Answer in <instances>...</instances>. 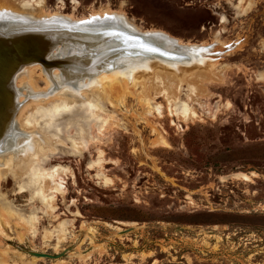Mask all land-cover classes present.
Wrapping results in <instances>:
<instances>
[{
	"label": "rangeland",
	"instance_id": "obj_1",
	"mask_svg": "<svg viewBox=\"0 0 264 264\" xmlns=\"http://www.w3.org/2000/svg\"><path fill=\"white\" fill-rule=\"evenodd\" d=\"M24 8L124 13L206 44L208 62L26 106L22 130L55 144L25 166L19 145L0 167V264H264V0H0Z\"/></svg>",
	"mask_w": 264,
	"mask_h": 264
},
{
	"label": "bare ground",
	"instance_id": "obj_2",
	"mask_svg": "<svg viewBox=\"0 0 264 264\" xmlns=\"http://www.w3.org/2000/svg\"><path fill=\"white\" fill-rule=\"evenodd\" d=\"M122 14L106 11L91 17L76 19L67 14L62 15V13L37 15L25 8L24 10H0V19L11 16L22 17L29 21L27 24L18 20L5 19L4 24H0V31L35 33L45 42L53 41L54 38V42H50L51 48L48 56L52 54L59 56L67 45L68 56L71 53L69 49L73 48L75 51L85 45L90 46L87 54L75 55L63 65L47 66L36 62L17 70L12 86L17 93L18 110L15 109V114L7 113L0 118V128L4 134V137L0 138V167L6 161V156L15 151L19 145L27 144L23 152H17L26 156L21 160L25 159L29 163L18 160L21 163L20 166H25L37 161L40 157L38 153L50 152L55 144L53 142L55 139L49 134L47 136L36 133L37 135L32 137L22 130V117L26 114V106L32 103H41L45 111L49 112L68 107L70 98H78L103 84H108L111 88H116L118 85L129 87L139 82L147 85V75L151 72H162L169 69L170 73L179 75L181 72L191 73L205 66L208 59L206 44L183 42L160 29L142 30ZM115 15L127 20V23L140 31L141 35L127 28L125 32L122 30L123 25L113 18L111 24L106 27L98 26V23L94 24L98 18L101 20L105 16ZM118 28H121V33L119 36H114ZM63 34L67 35L68 39L63 38L60 41L59 38ZM48 38L51 39L48 40ZM174 42L179 47H176ZM102 43L106 47L102 48ZM174 47L176 49L173 52ZM228 49L226 48L224 53L229 52ZM40 79L46 82L45 87L40 88ZM57 99L64 100L65 105L60 106V103L56 102ZM87 107L91 108L92 104H88ZM27 123L24 122V125ZM160 141L166 143V140L162 138ZM0 230L5 233L1 216ZM34 259L39 258L34 257Z\"/></svg>",
	"mask_w": 264,
	"mask_h": 264
},
{
	"label": "water",
	"instance_id": "obj_3",
	"mask_svg": "<svg viewBox=\"0 0 264 264\" xmlns=\"http://www.w3.org/2000/svg\"><path fill=\"white\" fill-rule=\"evenodd\" d=\"M112 18L123 25L124 29L122 28V30H125V32H127V28V30H132L136 34L138 33L141 35L140 31L134 29L129 23H127V20H125L124 18L122 19L121 16H105L104 19L101 20L98 18L96 21H94V24L98 23V26L106 27L111 24L113 20ZM5 19H10L13 21L18 20L22 23L29 22L22 17L15 18L7 16L0 19V24H4ZM118 19H120V21ZM120 30L121 28H118L116 32L112 34L114 36H119V34L121 33ZM63 38L68 39V36L63 34L59 38L60 41ZM49 39L51 38H48V40ZM50 42H54V38L53 41L49 40L48 42H45L42 37L35 35V33H24L22 31H0V118L5 116L7 113L9 115L12 112L14 113L15 109L18 110L19 101L17 99L16 90H14V87L12 86V82L14 81L17 70H19L21 67H25L36 62L42 63L47 66H57V64L63 65L71 60V58L75 55L87 54L90 47L85 45L79 50L75 51H73V48L69 49L71 50V53L68 56L69 51L67 45L66 48L59 54V56L58 54H52L48 56L51 48ZM174 44L176 47H179L177 43L174 42ZM103 47H106L104 43H102V48ZM176 47L173 48V52L175 51ZM1 130L2 128H0V138H3L4 134L1 132ZM135 229L136 227H128L118 233L126 234ZM118 233L115 232L116 235ZM72 249L73 247H67L62 252L51 253L47 251H38L32 248L23 247V250L33 257L48 258L53 260L63 259V257L67 256L72 251Z\"/></svg>",
	"mask_w": 264,
	"mask_h": 264
}]
</instances>
